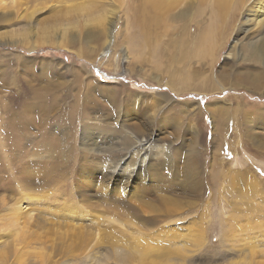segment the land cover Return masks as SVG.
Listing matches in <instances>:
<instances>
[{
  "label": "rangeland",
  "instance_id": "374dc122",
  "mask_svg": "<svg viewBox=\"0 0 264 264\" xmlns=\"http://www.w3.org/2000/svg\"><path fill=\"white\" fill-rule=\"evenodd\" d=\"M138 2L0 0L5 264H264L257 0H154L161 10L146 17L162 69L154 68L156 56L134 49ZM201 2L205 18L196 23ZM211 14L216 45L183 47L184 26L192 40L193 26L201 32ZM52 38L69 49L40 44ZM145 142L151 157L137 150ZM118 162L129 167L113 172ZM20 199L29 222L14 214ZM37 215L41 227L32 223ZM145 245L158 252L142 258Z\"/></svg>",
  "mask_w": 264,
  "mask_h": 264
},
{
  "label": "bare ground",
  "instance_id": "6f19581e",
  "mask_svg": "<svg viewBox=\"0 0 264 264\" xmlns=\"http://www.w3.org/2000/svg\"><path fill=\"white\" fill-rule=\"evenodd\" d=\"M154 0H139V2L137 3V9L135 8V11L137 12L136 13V15H138L137 17H139V19L138 18H136V20H137V22L135 21V23H136V25L138 26V31H137V33L135 32V35H136V38H137V42H136V44H135V46H136V48H134V49H136V51L137 52H142V53H145V52H148V54H147V57H150V56H154V58H155V56H156V60H155V66H154V68H156V69H158V68H161V63H162V61L160 62V59L163 57H161L160 56V53L158 52V46H159V44L156 42V40H154V43H153V40H152V36H151V34H150V28H149V26L147 25V23H149L150 24V22L152 21V19H151V17L150 18H147L146 17V13H149V11L151 12V11H153V10H156V9H159V10H161V8H159V7H156V5L154 4V2H153ZM160 1V0H159ZM165 1H168V0H165ZM171 1V0H170ZM204 1V0H203ZM181 3V2H180ZM208 3V2H207ZM169 4V6L168 5H165V6H168V7H170V3H168ZM200 5H198L197 7H201V8H198V9H196V11H194L193 12V16L191 17V20L192 21H194V22H198V23H201V18L203 19V18H205V17H201V15H202V13H203V11H204V9H205V6H204V3H203V5H202V2L201 3H199ZM161 5H163L162 3L160 4V6ZM209 5V4H208ZM211 5V4H210ZM182 6V4L180 5V7ZM196 6V5H195ZM252 6H255V7H257L258 8V11H257V14H259V16L261 17V15H264L263 13H264V1L262 2L261 0H257V2L255 3V5H251V8H252ZM196 7V8H197ZM254 7V8H255ZM166 8V7H165ZM184 8V7H183ZM195 8V7H194ZM207 8V7H206ZM185 9V8H184ZM210 9V8H209ZM181 10V9H180ZM187 10V9H186ZM207 10V9H206ZM213 10V9H212ZM250 10V8L248 9V12H250L249 11ZM254 10H257V9H254ZM179 11V10H178ZM183 11V10H182ZM182 11H181V13H182ZM216 11V10H215ZM163 12H165L164 10H163ZM180 12V11H179ZM178 12V13H179ZM167 13H169V11L167 12ZM177 13V14H178ZM181 13H179V14H181ZM184 13H185V11H184ZM247 13V12H246ZM252 13V12H251ZM253 13H255L254 11H253ZM157 14V13H156ZM187 14V13H186ZM185 14V15H186ZM183 15V14H182ZM181 15V16H182ZM204 15V14H203ZM212 15V14H211ZM210 15V16H211ZM155 14H154V12H153V15H152V17H153V20H155L156 21V19H155ZM162 16V15H161ZM184 16V15H183ZM187 16H189L188 14H187ZM206 16V15H205ZM172 17V16H171ZM186 17V16H185ZM184 17V18H185ZM257 17V16H256ZM163 18V17H162ZM170 18V17H169ZM212 18V19H211ZM209 17L208 18V20L209 19H211V20H209V21H207V26L205 27V28H200V30H201V32H199L198 30H197V28H195L194 26H193V29H195L196 31L194 32L195 33V37H194V39H188V34L189 33H187V28L184 26V31L183 32H185V36L184 35H182V36H184L182 39H180L179 40V43L184 47L185 45H187V43H189L190 41H191V43L192 44H198V46H200L202 43H204V42H210L211 43V45H213V43L215 44L216 42H215V40H217L218 39V35H217V33L214 35L213 33H215V30H214V22L216 21H214V17H213V15H212V17ZM226 18V17H225ZM166 19V18H165ZM160 21V20H159ZM220 21V20H219ZM222 21V20H221ZM225 21V20H224ZM173 22V21H172ZM203 22V21H202ZM218 22V21H217ZM154 23V22H153ZM157 23V22H156ZM219 23V22H218ZM217 23V24H218ZM210 24H212V25H210ZM226 24V23H225ZM220 25H223V23L222 24H220ZM136 26V27H137ZM205 26V25H204ZM264 26V25H263ZM198 27V26H197ZM202 27V26H201ZM219 28H220V26H218ZM217 27V28H218ZM223 27H226V26H223ZM185 28H186V30H185ZM224 29H226V28H224ZM174 30V29H173ZM172 31V30H171ZM243 31H244V29H243ZM174 32H175V30H174ZM226 32V31H225ZM245 32V31H244ZM167 33H168V31H167ZM198 33H204V34H202V35H198ZM219 33V32H218ZM172 34V33H171ZM183 34V33H182ZM219 34H221L222 35V33H219ZM224 34V33H223ZM180 35V34H179ZM216 37H214V36ZM179 38H180V36H179ZM43 41H45V42H39L40 44H45V45H50V47L51 46H53V47H55V48H68L69 49V47L67 46V42L68 41H65V42H62L61 40H59V39H57V38H55V39H47V40H43ZM238 42V41H237ZM35 43V42H34ZM37 43V42H36ZM35 43V44H36ZM233 43V42H232ZM167 45H169V43H166ZM173 44V43H172ZM175 44V43H174ZM216 45V44H215ZM214 45V47L211 49V50H213V49H215V48H217V46H215ZM170 46V45H169ZM180 47V50H181V48H183V47ZM34 47H36V45H30V49H32V48H34ZM179 47V46H178ZM201 47V46H200ZM208 47V46H207ZM219 48H220V44H219V46H218ZM219 48H217V49H219ZM153 51V54L150 52V51ZM184 51L186 50V49H183ZM191 51V50H190ZM193 51V50H192ZM176 52V51H175ZM228 55H230V53L228 52ZM173 56V55H172ZM142 56H140L139 58H141ZM181 57V56H180ZM227 58H230L229 56H226ZM242 57V56H241ZM171 58V56H170V54L168 55V60ZM182 58V57H181ZM190 58V57H189ZM148 59V58H147ZM165 59H166V57H165ZM177 59L178 60H180V58H179V56H177ZM186 59V58H185ZM184 59V60H185ZM204 59V58H203ZM187 60V59H186ZM191 60V59H190ZM189 61V60H188ZM248 62V61H247ZM250 64V63H249ZM164 65V64H163ZM150 67V66H149ZM152 67V66H151ZM164 68V67H163ZM151 69V68H150ZM162 69V68H161ZM160 70V69H159ZM164 70V69H163ZM164 73H167L168 72V70L167 69H165L164 71H163ZM179 77V76H178ZM180 80V79H179ZM171 81V80H170ZM178 81V80H177ZM220 81V80H219ZM86 100V99H85ZM87 114V113H86ZM90 116H91V114H90ZM165 116V115H164ZM101 118L103 119V117L101 116ZM90 119V118H89ZM139 123V122H138ZM87 132V131H86ZM147 133V132H146ZM151 136V135H150ZM149 139V138H148ZM143 140V139H142ZM139 141V140H138ZM141 141V140H140ZM144 141V140H143ZM140 143V142H139ZM20 144V143H19ZM137 144V143H136ZM135 146V145H134ZM137 146H138V148H137V150L139 151V153H140V151H143L144 153L143 154H146L148 151H150V152H148V156L149 157H151V155H152V151H153V145H151V144H148V145H146V142L145 143H142V144H137ZM136 146V147H137ZM18 147H19V145H18ZM91 148V147H90ZM130 148V147H129ZM156 148V147H155ZM135 149V148H134ZM133 151V150H132ZM131 151V152H132ZM128 152V151H127ZM136 153V152H135ZM8 154V153H7ZM126 154H128V153H126ZM147 155V154H146ZM141 157V156H140ZM122 159H124V158H122ZM143 160V159H142ZM248 162V161H247ZM138 163V162H137ZM122 165V163L121 162H118L117 164H115L114 166H113V168H112V171L113 172H116V171H119V169H123V168H125V167H129L128 165H127V163L125 164V166H121ZM134 167V166H133ZM116 168V169H115ZM121 172V171H120ZM115 174H110L109 175V177H108V180H110V181H113L114 180V178H115ZM28 178V177H27ZM88 178V177H87ZM104 179V178H103ZM92 180V179H91ZM91 180H88V181H91ZM102 182V181H101ZM93 183V182H92ZM103 183V182H102ZM108 183H110V182H108ZM253 185V184H252ZM256 186V185H255ZM242 192V191H241ZM26 197L27 198H29L30 199V197H29V195H28V193L26 194ZM22 199V198H21ZM19 200V203H18V205H17V207H15V209H16V212H14V214L17 216V215H20L21 213H25V215H26V217H27V221L29 222V221H31V219L33 218V216L31 215V214H29V212H27V211H23V208H22V206H21V201L22 200H25V199H22V200ZM28 199V200H29ZM41 199V198H40ZM30 201V200H29ZM67 205V204H66ZM79 205V204H78ZM74 206V205H73ZM72 206V207H73ZM77 206V205H76ZM75 206V208H77ZM92 206V205H91ZM7 207V206H6ZM85 208V207H84ZM253 208V207H252ZM256 208V207H255ZM22 209V210H21ZM67 209V208H66ZM73 210V209H72ZM79 210H81V209H79ZM83 210V209H82ZM262 210V209H261ZM23 211V212H22ZM30 211V210H29ZM77 212V211H76ZM80 212V211H79ZM82 212V211H81ZM80 212V213H81ZM83 212H85V211H83ZM80 213H78V215L80 216ZM86 213V212H85ZM39 214V213H38ZM64 216V215H63ZM38 215L36 216V218H34V220H32V223H34L36 226H38V227H41L43 224L42 223H40V222H42L41 220L39 221L38 220ZM238 217V216H237ZM18 218V217H17ZM20 218V217H19ZM43 220V219H42ZM68 220V219H67ZM78 220V219H77ZM17 221V220H16ZM26 221V222H27ZM77 222V221H76ZM27 224V223H26ZM51 224V223H50ZM49 224V225H50ZM72 227H74L73 225H72V223L70 224ZM70 225H68V226H70ZM227 228V227H226ZM75 229L77 230V231H79L80 230V228L79 227H75V228H72L71 230H70V233L72 232V233H74L75 234ZM87 230H88V228H87ZM233 230V229H232ZM91 232V231H90ZM79 233H83V232H79ZM150 233V232H149ZM148 233V234H149ZM84 234V233H83ZM87 234H88V232H87ZM86 234V236H83V237H87L88 235ZM153 234V233H152ZM85 235V234H84ZM160 235V234H159ZM108 236V235H107ZM157 236L158 235H156V238H157ZM75 237V236H74ZM96 237V236H95ZM110 237V236H109ZM154 237H155V235H154ZM230 237V236H229ZM78 239V238H77ZM83 239H85V238H83ZM82 239V240H83ZM87 239V238H86ZM85 239V240H86ZM100 239V238H99ZM98 239V240H99ZM108 239V238H107ZM145 239H146V237H145ZM151 239V238H150ZM159 239H160V237H159ZM158 239V240H159ZM235 239V238H234ZM81 240V241H82ZM127 240V239H126ZM133 240V239H132ZM138 240V239H137ZM140 240V239H139ZM142 240V239H141ZM161 240V239H160ZM196 240V239H195ZM72 241V240H71ZM94 241H96V240H94ZM27 242V241H26ZM52 242V241H51ZM97 242V241H96ZM111 242V241H110ZM116 242H117V239H116ZM123 242V241H122ZM138 242V241H137ZM72 243V242H71ZM70 243V244H71ZM95 243V242H94ZM99 243V242H98ZM101 243V242H100ZM107 243V242H106ZM124 243V242H123ZM159 243H160V241H159ZM195 243V242H194ZM76 244V243H75ZM97 244V243H96ZM137 244H139V242L137 243ZM202 244V243H201ZM244 244V243H243ZM13 245V244H12ZM118 245V244H117ZM122 245V244H121ZM143 245V244H142ZM10 246V245H9ZM57 246V245H56ZM56 246H55V248H56ZM87 246V245H86ZM157 246V245H156ZM155 245H150V246H143V247H141L140 248V246H139V248H140V251L138 252V253H140V255L142 256V258H146V255H148V254H150V253H148V252H153V251H155L156 253L158 252V251H156V250H158L159 249V252H158V254L159 255H161V253H160V247L162 248V249H164L165 247L164 246H162V243H161V246H159V248L158 249H156L155 247H156ZM196 246V245H195ZM178 247V246H177ZM184 247V246H183ZM182 247V248H183ZM194 247V246H193ZM11 248V247H10ZM76 248H77V246H76ZM75 248V249H76ZM176 248V247H175ZM181 248V249H182ZM16 249V248H15ZM83 249H85V248H83ZM138 249V248H137ZM156 249V250H155ZM166 249H167V247H166ZM171 249H174V248H171ZM170 249V250H171ZM184 249V248H183ZM3 250V249H2ZM0 251V261H1V264H5L6 262H7V259L5 260V258L7 257V253H5V251ZM13 250V249H12ZM167 251V252H171V251ZM174 250H179L178 248L177 249H174ZM132 251V250H131ZM162 251H165V250H162ZM191 251V250H190ZM10 252H11V250H10ZM15 252V251H14ZM134 252V251H133ZM166 252V253H167ZM181 252V251H180ZM125 253V252H124ZM137 253V254H138ZM154 253V252H153ZM153 253H152V256H153ZM173 253V252H172ZM176 253H178L177 251H176ZM135 254V253H134ZM155 254V253H154ZM163 254V253H162ZM181 254V253H180ZM183 254V253H182ZM125 255V254H124ZM136 255V254H135ZM157 256V255H155V256H157V257H160V256ZM173 255V254H172ZM178 255V254H177ZM151 256V255H150ZM154 256V257H155ZM186 256V255H185ZM44 257V256H43ZM153 257V258H154ZM249 257H252V256H249ZM131 258V257H130ZM133 259V258H132ZM176 259V258H175ZM159 260V259H158ZM157 260V261H158ZM163 260V259H162ZM161 260V261H162ZM18 262H19V260H17ZM150 261V260H149ZM161 261H159V262H161ZM5 262V263H4ZM20 262H22L21 260H20ZM19 262V264H22L23 262H25V261H23L22 263H20ZM143 262V261H142ZM183 262V261H182ZM141 263V262H140ZM156 263V262H155ZM258 263V262H257ZM28 264V263H27ZM139 264V263H138ZM143 264V263H142ZM170 264H172L171 262H170Z\"/></svg>",
  "mask_w": 264,
  "mask_h": 264
},
{
  "label": "crops",
  "instance_id": "0c3cea01",
  "mask_svg": "<svg viewBox=\"0 0 264 264\" xmlns=\"http://www.w3.org/2000/svg\"><path fill=\"white\" fill-rule=\"evenodd\" d=\"M243 177H245V174L243 175ZM246 181V180H245Z\"/></svg>",
  "mask_w": 264,
  "mask_h": 264
}]
</instances>
